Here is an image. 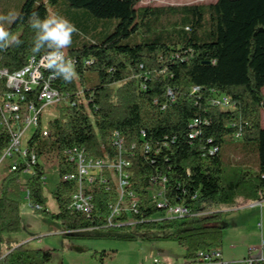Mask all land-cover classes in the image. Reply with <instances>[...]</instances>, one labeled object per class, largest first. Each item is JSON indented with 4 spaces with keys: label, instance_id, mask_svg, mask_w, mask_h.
Returning <instances> with one entry per match:
<instances>
[{
    "label": "trees",
    "instance_id": "16d2710c",
    "mask_svg": "<svg viewBox=\"0 0 264 264\" xmlns=\"http://www.w3.org/2000/svg\"><path fill=\"white\" fill-rule=\"evenodd\" d=\"M17 1L19 13L4 27L21 43L0 50V70L10 74L30 58L45 54L46 50L32 52L35 31L29 18L34 13L46 18L61 0ZM63 1L96 19L118 23L103 39L68 51L66 59L74 61L77 73L72 82L46 72L54 77L51 87L63 101L58 115L45 125L48 135L41 136L40 124L28 140V153L38 159L34 174L24 181L20 170L6 166L2 171L0 241L6 234L20 232L24 196L36 211L56 220L67 238L80 230L124 232L134 227L140 233L161 231L162 235L139 237L175 242L184 250V261L220 249L225 227L220 224L219 209L264 201V0L138 8L143 0ZM9 92L5 79L0 78V100ZM219 96L228 99L229 108L213 105ZM23 97L22 106H37L36 92H23ZM114 133L122 141L121 149L114 143ZM8 143L9 135L0 127V155ZM230 145L236 146L240 158L221 156V149ZM74 149L84 150L95 160L129 163L126 193L136 195L137 214L122 215L108 226L119 195L108 170L103 171L104 180L90 187L91 213L70 209L76 185L62 179L51 194L57 211L44 210L41 160H56L62 178L75 171L70 160ZM249 153H256V172L244 159ZM163 180L166 205H184L189 215L168 219L163 209L149 203L151 183ZM109 237L136 238L130 232ZM6 252L0 264H49L53 253L21 246H7ZM114 254L94 252L92 257L101 255L104 261L102 256L113 259Z\"/></svg>",
    "mask_w": 264,
    "mask_h": 264
},
{
    "label": "built area",
    "instance_id": "2783aa9c",
    "mask_svg": "<svg viewBox=\"0 0 264 264\" xmlns=\"http://www.w3.org/2000/svg\"><path fill=\"white\" fill-rule=\"evenodd\" d=\"M44 56V55H43ZM30 58L27 64L15 73H8L6 70H0V78L5 79V83L10 92L5 94L0 100V127L5 128L9 135V143L3 153L0 155V167L7 160V166L11 171L20 170L25 177L34 174L33 167L38 163V159L28 153L27 143L31 136L40 126L42 137L48 135L45 126L42 125V114L44 109L55 103H61L63 97L58 91L51 87L53 76H46V69L43 66L42 57ZM89 63V62H87ZM19 74V75H17ZM37 93V106L33 103L22 106L24 101L23 92ZM196 91V89H193ZM167 95L170 100H174L173 93L168 90ZM213 105L222 109L229 108L228 99L219 96L213 101ZM33 130L30 137L23 144L26 132ZM114 143L121 149L122 141L118 139L117 133H114ZM74 156L71 161L74 163L75 171L72 174L62 176V181L72 182L76 185V191L72 196L70 209L81 214H89L93 209L92 198L89 194L90 187L99 180H104L103 171L108 170L112 173V178L118 184V198L111 207L110 215L107 219L108 226L113 224L116 218L122 215L131 216L137 214V197L133 193H126L128 185L127 167L129 163L122 159L110 163L107 160L93 159L89 157L84 150H73ZM105 183V181H103ZM164 180L161 183L152 182L149 190V203L163 209V216L168 219H180L189 215V209L184 205L168 207L164 197ZM26 196L28 193L26 192ZM264 239L260 241L257 247L248 250L244 259L245 264H264ZM152 264H160L157 259ZM181 264H229L223 261L220 250H211L200 254L195 261H184Z\"/></svg>",
    "mask_w": 264,
    "mask_h": 264
},
{
    "label": "rangeland",
    "instance_id": "374dc122",
    "mask_svg": "<svg viewBox=\"0 0 264 264\" xmlns=\"http://www.w3.org/2000/svg\"><path fill=\"white\" fill-rule=\"evenodd\" d=\"M17 1V0H15ZM10 0H1L0 2V15H7L8 13H15L16 16L19 13L20 3ZM23 1V0H22ZM21 1V3H22ZM216 0H143L138 5V7L146 6H175V5H191V4H209L214 3ZM18 2V1H17ZM40 3H46V0H39ZM63 0L56 10L50 9L49 15L55 13L58 16H62L69 20L77 29L78 32L73 34L72 45L70 48L66 49V56H68V51L74 48H79L85 43L99 41L105 36L113 32L118 21L115 19L111 20H99L92 17L85 10H74L64 4ZM66 5V7L64 6ZM9 25V23L4 22V26ZM264 95V88L262 90ZM59 103H55L48 108L44 109L42 114V125L45 126L50 120L58 115ZM262 123L264 125V116L262 114ZM33 130H28L26 132V137L23 144L32 134ZM221 156L226 160H235L238 158L239 154L236 152V146H224L221 149ZM240 158V156H239ZM247 162V166L256 172L259 168L256 153H249L245 155L244 158ZM0 167V178L4 167L7 166V160ZM41 164L44 167V196L46 198V203L44 210L55 213L57 211L56 203L52 198V192L55 186L61 180L58 170L57 161L41 160ZM23 176V175H22ZM27 177H23L25 181ZM22 226L19 233L16 234H6L3 236V242H0V254L1 256L6 255L7 246L17 248L22 247L23 250H51L52 261L49 264H91V254L94 252H127L131 254L134 259L132 264H139L140 247L147 248V255L149 256V262H152L154 258H157L156 252L154 251V244H171L176 249L180 250L179 247L173 241L167 240H141L139 237L141 234H146L148 236L162 235L159 230H145L143 232H137L134 227L128 228L126 231L122 232L110 228H102L98 230L88 229L80 230L75 236L70 238L64 237L63 234L67 233L62 230L60 224L53 220L48 214H44L36 211L33 206H31L25 197L22 198V204L20 207ZM130 232L136 238L134 242L137 247L127 251L126 242L122 239L111 238L109 236L116 234H124ZM224 235V234H223ZM224 239V238H223ZM222 240V245H223ZM184 261V255L179 259ZM182 261V262H183Z\"/></svg>",
    "mask_w": 264,
    "mask_h": 264
},
{
    "label": "crops",
    "instance_id": "0c3cea01",
    "mask_svg": "<svg viewBox=\"0 0 264 264\" xmlns=\"http://www.w3.org/2000/svg\"><path fill=\"white\" fill-rule=\"evenodd\" d=\"M262 126L264 128L263 123ZM219 211L222 213L220 224L225 227L223 245L219 249L222 259L229 264H245L244 259L248 250L257 247L260 241L264 239V201L250 204L238 203L234 208L219 209ZM125 242V248L129 252L137 247L134 243L136 242L135 240ZM178 247L180 250L167 243L154 244L153 248L157 253V258H154L152 262H149L147 248L140 247V255L137 260L142 261L139 264H152L155 259L160 264H181L184 261L182 260V262L179 259L184 255V250L180 246ZM92 255L91 264H132L134 259L125 250L123 252H115L113 259L102 256L104 261H100L99 257L101 255H96L97 258L92 257ZM4 256L0 254V260ZM262 256L264 257V252Z\"/></svg>",
    "mask_w": 264,
    "mask_h": 264
},
{
    "label": "clouds",
    "instance_id": "9594fccd",
    "mask_svg": "<svg viewBox=\"0 0 264 264\" xmlns=\"http://www.w3.org/2000/svg\"><path fill=\"white\" fill-rule=\"evenodd\" d=\"M15 19V13L0 15V50L21 43L17 36L10 34L4 27V22L10 24ZM29 25L35 31L32 52L38 54L46 50L42 57L43 66L50 70L54 77L61 78L66 83L72 82L77 73L74 61L66 59V49L71 47L73 34L77 33L78 29L69 20L55 13L44 19L34 13L29 18Z\"/></svg>",
    "mask_w": 264,
    "mask_h": 264
}]
</instances>
